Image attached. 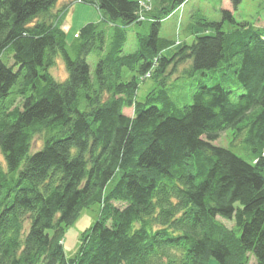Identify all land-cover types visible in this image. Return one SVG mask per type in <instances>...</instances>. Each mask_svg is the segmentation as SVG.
I'll return each mask as SVG.
<instances>
[{"label":"trees","instance_id":"16d2710c","mask_svg":"<svg viewBox=\"0 0 264 264\" xmlns=\"http://www.w3.org/2000/svg\"><path fill=\"white\" fill-rule=\"evenodd\" d=\"M75 1L100 21L67 40L71 0H0V264H264V23L223 9L174 50L159 28L186 0H146L147 14L137 0ZM143 21L124 54L126 26ZM215 69L241 92L200 82L183 106L167 93L180 72ZM226 129L246 158L213 143ZM93 204L67 258L64 228Z\"/></svg>","mask_w":264,"mask_h":264},{"label":"rangeland","instance_id":"374dc122","mask_svg":"<svg viewBox=\"0 0 264 264\" xmlns=\"http://www.w3.org/2000/svg\"><path fill=\"white\" fill-rule=\"evenodd\" d=\"M60 4L69 0H59ZM142 5L141 12L147 14L152 9V4H146V0H137ZM226 9L232 11V14L236 21H247L250 24L262 25L264 23V0H242L237 6L236 10H233L230 4V0H186L179 7L165 17L160 24L159 36L167 38L173 41V49L179 48V46L185 43H191L193 40L192 30L189 29L191 23L197 17H206L208 20L220 21L222 19L221 10ZM140 18V17H139ZM100 21V15L98 10L89 4L78 3L75 0H71L70 5L66 10L62 29L66 33L67 40H71L73 34L78 31L80 27L88 22ZM110 25H105L109 27ZM230 24L227 20L223 21V30L230 28ZM126 42L123 46V53L128 54L136 50L137 47V34L146 32L148 22L132 23L126 26ZM194 30V29H193ZM59 58V61L52 68V73L55 77L63 79L65 77L64 64ZM97 60V54L90 53L87 56V62L90 66V72L93 73L95 63ZM181 68V67H180ZM206 74L203 75L199 71L190 74L188 72L181 73L169 80L167 84V93L176 102L178 106H183L191 102L192 95L200 82L212 85L214 83H221L222 85L234 89L236 92H241L240 89H236V82L234 75L229 70H226L227 74H223L224 70H205ZM155 86L153 79L147 78L142 81L137 90V99L141 100L146 93ZM127 114H131V109H125ZM216 145L228 147L239 155L244 156V144L238 140H234L231 130L226 129L219 137L213 142ZM41 144L40 138L37 136L32 141V147L36 148ZM0 166H4L3 156L0 154ZM111 184L108 185V188ZM100 205L93 204L88 208L81 210L79 216L73 222V224L64 228L63 232V247L67 258L74 256L76 253L82 232L90 225L92 221L99 215ZM225 225L230 227L232 221L227 219H219ZM209 264H218L215 259H210Z\"/></svg>","mask_w":264,"mask_h":264},{"label":"built area","instance_id":"2783aa9c","mask_svg":"<svg viewBox=\"0 0 264 264\" xmlns=\"http://www.w3.org/2000/svg\"><path fill=\"white\" fill-rule=\"evenodd\" d=\"M141 18H143V17H141Z\"/></svg>","mask_w":264,"mask_h":264},{"label":"crops","instance_id":"0c3cea01","mask_svg":"<svg viewBox=\"0 0 264 264\" xmlns=\"http://www.w3.org/2000/svg\"><path fill=\"white\" fill-rule=\"evenodd\" d=\"M209 263H210V262H209ZM209 263H208V264H209Z\"/></svg>","mask_w":264,"mask_h":264}]
</instances>
